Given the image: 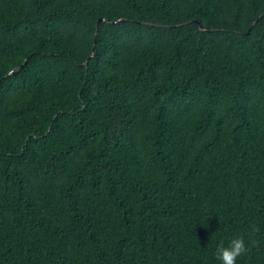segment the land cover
<instances>
[{"label": "trees", "instance_id": "16d2710c", "mask_svg": "<svg viewBox=\"0 0 264 264\" xmlns=\"http://www.w3.org/2000/svg\"><path fill=\"white\" fill-rule=\"evenodd\" d=\"M237 236L264 264V0H0V264Z\"/></svg>", "mask_w": 264, "mask_h": 264}, {"label": "clouds", "instance_id": "9594fccd", "mask_svg": "<svg viewBox=\"0 0 264 264\" xmlns=\"http://www.w3.org/2000/svg\"><path fill=\"white\" fill-rule=\"evenodd\" d=\"M248 246L242 236H237L228 241L227 245H219L215 257L220 264H237V260L245 255Z\"/></svg>", "mask_w": 264, "mask_h": 264}, {"label": "water", "instance_id": "95a60500", "mask_svg": "<svg viewBox=\"0 0 264 264\" xmlns=\"http://www.w3.org/2000/svg\"><path fill=\"white\" fill-rule=\"evenodd\" d=\"M259 18H260V17H259ZM259 18H258V19H259ZM103 21H104L103 19H99V20H98V23L103 22ZM199 27H200V26H199ZM200 28H201V27H200ZM201 30H203V29L201 28ZM13 72H14V71H13Z\"/></svg>", "mask_w": 264, "mask_h": 264}]
</instances>
